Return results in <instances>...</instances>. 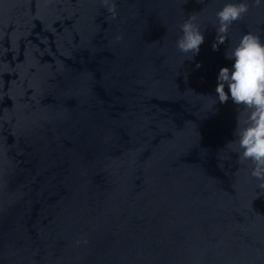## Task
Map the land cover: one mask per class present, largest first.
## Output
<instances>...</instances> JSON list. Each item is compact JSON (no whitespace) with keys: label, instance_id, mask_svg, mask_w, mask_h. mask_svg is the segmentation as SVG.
I'll use <instances>...</instances> for the list:
<instances>
[{"label":"water","instance_id":"1","mask_svg":"<svg viewBox=\"0 0 264 264\" xmlns=\"http://www.w3.org/2000/svg\"><path fill=\"white\" fill-rule=\"evenodd\" d=\"M239 2L0 0V264H264V191L215 92L228 48L264 42L247 0L213 50Z\"/></svg>","mask_w":264,"mask_h":264},{"label":"clouds","instance_id":"2","mask_svg":"<svg viewBox=\"0 0 264 264\" xmlns=\"http://www.w3.org/2000/svg\"><path fill=\"white\" fill-rule=\"evenodd\" d=\"M260 7L264 0H254ZM103 6L115 14V4L103 0ZM249 11L247 0L227 3L217 12L218 27L213 50L225 44L230 27ZM182 35L176 46L180 52L193 56L199 53L204 35L199 25L190 17L180 25ZM226 59L233 61L231 68L223 67L217 77L215 92L221 104L229 99L237 105L235 139L238 163L251 165V176L259 181L257 187L264 191V42L259 35L244 34L234 48H228ZM201 65L197 64V68Z\"/></svg>","mask_w":264,"mask_h":264}]
</instances>
